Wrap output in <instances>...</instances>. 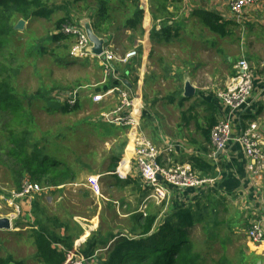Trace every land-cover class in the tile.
<instances>
[{
  "label": "crops",
  "instance_id": "obj_1",
  "mask_svg": "<svg viewBox=\"0 0 264 264\" xmlns=\"http://www.w3.org/2000/svg\"><path fill=\"white\" fill-rule=\"evenodd\" d=\"M104 2L110 6L111 22L118 23V37L132 34V47L138 56L129 64H115V68L118 77L127 82V87L141 103L139 117L144 134L163 149L160 163L164 166L170 160L189 163L199 176L214 179V183L196 189L173 188L162 210V218L211 195L215 224L204 231L208 235L214 232L216 239L213 242H217L222 252L220 259L224 264H264V240L252 242L247 236L254 222H260L264 228V172L260 176L252 174L248 167L249 158L238 142L231 141L224 151L216 152L210 135H206L219 121L229 120L233 135L242 134L250 123L255 122L264 138V0L248 7L240 22L233 16L227 0H93L83 8H75L73 18L79 19L75 23L80 25V21L87 19L95 22L98 9ZM207 14L219 18L218 23L224 26L222 34L213 32L204 24ZM132 21L135 26L130 29L126 24ZM108 36L111 41L116 37L114 33ZM236 54L238 57L234 56ZM242 56L250 63L253 89L250 104L236 114L221 103L217 93L235 75V65ZM96 64L101 70L98 86L102 87L97 95H102L103 99L99 103L91 100V103L100 104L104 110L102 104H117L115 95L117 97L118 92L114 88L119 84L113 78H106L103 68ZM186 80L194 86V96H184ZM55 89L66 93L65 101L69 103L74 96L80 103L84 98L82 92L72 96L73 89L62 91L59 86ZM145 124H150L151 128L146 130ZM116 128L127 134L129 143L126 142L125 148L128 152L130 146L133 148L129 135L132 130ZM126 154L123 153V160L127 169L132 168L136 165L133 151L129 161ZM193 158L201 159L207 168H196L191 162ZM127 169L121 177L131 176L132 169ZM137 173L140 177L138 170ZM54 195L64 199L54 189L36 197L44 198L42 204H46ZM33 201H19L22 214L13 221L21 220L17 223L20 226L15 227L16 224L14 230L3 232L37 229L32 213ZM151 203L152 208L157 207L154 201ZM231 248L237 249L230 257ZM33 256L37 259L36 253Z\"/></svg>",
  "mask_w": 264,
  "mask_h": 264
},
{
  "label": "rangeland",
  "instance_id": "obj_2",
  "mask_svg": "<svg viewBox=\"0 0 264 264\" xmlns=\"http://www.w3.org/2000/svg\"><path fill=\"white\" fill-rule=\"evenodd\" d=\"M42 1L48 10L54 11L51 18H33L25 21L24 29L22 31L16 30L15 40L8 45L15 55L20 56H18L20 61L15 65L19 66L15 77V87L23 100L29 117H31L30 124L13 125V117L10 113L6 114V120H12L11 128L31 132L32 144L39 142L38 149L47 147L46 153L49 152L50 156L60 158L66 166L77 172V181L61 185V190L55 186L33 182L43 187H51L48 190L54 188L59 195H63L64 199H59L54 195L52 200H48L47 205L42 204L44 199L42 197H38L36 200H39L41 207L46 210L47 220L45 223L49 225L50 230L59 234L63 232L62 234L66 235L64 237H68L67 240L72 238L73 245L81 249L92 233L99 231L98 233L106 237L108 230L114 233L118 232L119 229L127 232L132 226L129 215L134 213L138 206L139 210L145 213L151 204V200L146 201V196L140 203V188L134 183L125 188L112 186L119 180L111 177L107 172L110 158L114 153H127L125 158L129 161L132 147L130 146L127 152L125 146L126 142L129 143V139L125 131L112 126H109L111 129H108L106 128L108 125L102 120L101 114L112 111L111 109L117 104L101 103L104 106V110H101L100 104L91 103L93 97L99 93L97 91L102 88L98 86L101 79V70L96 64L98 61L96 59L72 61L75 58L70 57L68 52L73 42L71 40L54 41L51 39V36L58 30L57 23L60 19L69 18L78 22L77 17L73 18L75 8H83L91 4L93 0ZM78 15L81 13L79 12ZM116 27H118V23H114V27H112V33L116 37L111 38L112 41L109 42L113 45V50L119 54L133 50L132 34L123 35L122 38H119V34H116ZM129 35L130 37L127 38ZM41 47L44 48V51L41 50ZM62 54L65 55L64 59L59 57ZM67 56L69 65L65 66L63 64L68 62ZM234 56L238 57L237 54ZM5 63L8 65V58H6ZM53 83L70 86L69 90L73 89V92L70 93L72 96L82 92L84 98H82L81 104L84 106L77 112L69 114L50 113L47 102L40 99L39 95L45 96L47 99L56 95V98L61 102L66 100L64 97L66 93H59L58 89L54 88L49 92L53 85L48 86L47 84ZM43 88L44 91L42 92ZM115 99H117L116 95ZM67 102L69 103L68 100ZM77 102L80 103V101H76L74 106ZM0 124V153H6V146L3 149L2 146L8 139V131L2 126L1 119ZM150 128V124H145L146 130ZM9 145L12 146L11 142ZM32 149L34 147L28 149V153L31 155ZM10 161L9 155H0V196L5 195L6 198L12 191L18 190L14 181L19 175L11 170L8 164ZM14 161L15 157L12 156V169ZM131 169L130 179L140 181L141 178L137 173L136 165L134 164L132 168L128 167L127 170L130 171ZM118 174L122 176L123 171H118ZM125 179L120 177L122 182ZM25 180H30L29 175H25L23 181ZM13 211L5 199L0 200V216L11 215ZM20 221L14 220L13 226ZM24 229L21 228L19 233L0 231V240L4 246L0 254L2 256L12 254L22 264H41L33 256L36 249L31 237L32 229ZM64 229L66 233H64ZM192 235L198 250L203 253L205 260H207V264H212V260L224 264V261L220 259L222 252L218 248L217 242H212V247H209L208 234H205L201 226H197ZM236 249L231 248L229 250L230 257L233 256ZM103 251L104 248L97 250L94 254L95 259L103 257ZM94 260L89 261V264H95Z\"/></svg>",
  "mask_w": 264,
  "mask_h": 264
},
{
  "label": "trees",
  "instance_id": "obj_3",
  "mask_svg": "<svg viewBox=\"0 0 264 264\" xmlns=\"http://www.w3.org/2000/svg\"><path fill=\"white\" fill-rule=\"evenodd\" d=\"M53 12V10H48L42 0H0V119L2 126L8 131V139L2 146V149L6 146L7 152L0 153V155L6 154L11 157L8 164L11 170L19 175L14 181L16 188H18L17 191L20 190L25 175H29V179L32 181L55 187L76 182L78 179V174L73 168L66 166L60 158L50 156L49 152L46 153L47 147L38 149L39 142L32 144L31 132L11 128L12 120H6L7 113L12 115L13 125L15 126L29 125L31 119L15 87V77L19 69V66L15 65L20 61V56L15 55L8 47L11 41L15 40L14 25L20 19L25 21L33 18L50 19ZM207 15L204 24L213 32L222 34L224 26L218 23L219 18L213 14ZM112 17L109 4L104 2L98 9L96 21L92 22L97 35L104 34L107 36L101 37L109 38L108 35L112 33V27H114V22H111ZM68 22L74 23L69 18L60 19L57 23V29ZM126 25L128 28L133 29L135 22L132 21ZM161 26L163 28V25ZM115 29L117 30V27ZM160 31L166 32L165 30ZM51 39L54 41L70 40L68 36L63 34H54ZM41 50L44 51V48L41 47ZM59 57L64 59L65 55L62 54ZM6 58H8V65L5 63ZM67 61L63 65H69V59ZM47 85H53L49 92L57 86L61 87L59 90L62 91L71 88L61 83ZM38 97L47 102L50 113L69 114L77 112L84 106L79 102L75 106L67 101L61 102L55 97L51 99L40 95ZM106 125L108 124L106 123ZM109 126L111 125L106 128L111 129ZM210 130L206 133L207 136L211 134ZM9 142L12 146L9 145ZM33 147L35 150L32 149L31 155L28 153V149ZM12 156L15 157L13 169L11 165ZM122 156V153H114L110 158L107 172L111 177L119 180L112 186L125 188L133 183L139 185L141 193L139 201L141 203L148 196L149 191L144 187L142 179L140 182L128 177L124 182L120 181L121 176L117 172L124 171L127 167V163ZM191 162L196 168H207L199 158H193ZM36 198L33 201L32 213L36 218L35 225L37 229H32L31 237L36 248V257L41 264H67L74 258L73 253L83 258H91L100 248H104V255L98 258L99 261L95 259V264L208 263L203 253L198 250L192 233L197 226H201L203 230L207 228L209 230L211 225L215 224L213 197L211 195L197 199L192 205L180 207L175 212L166 214L163 218L161 213L164 205L152 208L151 203L145 213L141 212L138 206V209L129 215L132 226L127 232L119 229L118 232L114 233L108 230L106 237L98 233L99 231L92 233L79 251L74 247L72 238L67 240L68 237L65 238L66 235H63V232L59 234L50 230L49 225L45 223L47 220L46 210L41 207L39 200H36ZM19 226L17 224L15 227ZM64 233H66L65 229ZM209 234L211 233L209 232ZM208 239L210 242L215 241L214 232L208 235ZM209 247L212 246L209 245ZM3 249L4 246L0 240V252ZM0 264H22V262L17 261L12 254L6 256L0 254ZM212 264L222 263L212 260Z\"/></svg>",
  "mask_w": 264,
  "mask_h": 264
},
{
  "label": "built area",
  "instance_id": "obj_4",
  "mask_svg": "<svg viewBox=\"0 0 264 264\" xmlns=\"http://www.w3.org/2000/svg\"><path fill=\"white\" fill-rule=\"evenodd\" d=\"M230 10L237 22H240L245 10L256 4L259 0H227ZM58 34L68 36L73 41L69 55L75 59H96L103 68L106 78H113L118 81V86L114 89L118 92L117 106L110 112L101 114L105 123L116 127L131 129V139L133 141V154L136 167L140 172V177L144 187L149 194L147 200H152L157 206H166L173 188L176 189H196L205 184L214 183V179L199 176L189 163H179L170 160L166 166L159 161L163 152L161 147L156 146L143 132L139 111L141 103L135 93L127 87L124 80H121L115 68V64H129L133 58L138 56L136 50H129L119 54L113 50L111 44L105 45L101 55H94L90 48L92 43L83 27L78 23H64ZM235 75L230 77L226 86L222 88L217 97L221 103L236 114L250 104L253 89V74L250 63L245 56H242L235 65ZM102 95H95L93 101L101 102ZM76 103V96L70 100V104ZM211 143L216 152H222L231 141L238 142L249 158V170L255 176H260L264 172V138L259 132L257 123H250L240 135H233L232 123L229 120L219 121L211 130ZM171 151V148H167ZM118 173V172H117ZM159 176L161 178H159ZM51 187H43L31 180L22 182L19 191H12L8 198L0 196V200L5 199L9 207L13 208V213L8 215L12 221L22 214L19 201L27 199L33 201L37 195L48 191ZM60 188V187H59ZM54 189V188H53ZM13 216V217H12ZM247 236L252 242H262L264 240V228L260 222H254L247 231ZM79 251V249L75 246ZM74 258L67 264H89L96 256L83 258L73 253Z\"/></svg>",
  "mask_w": 264,
  "mask_h": 264
},
{
  "label": "water",
  "instance_id": "obj_5",
  "mask_svg": "<svg viewBox=\"0 0 264 264\" xmlns=\"http://www.w3.org/2000/svg\"><path fill=\"white\" fill-rule=\"evenodd\" d=\"M25 20L20 19L17 24L14 26L15 30L22 31L24 29ZM80 25L85 29L91 43L92 47L90 51L94 55H101L104 52L105 45H107L110 40L107 37H101L96 34L92 23L89 19L80 21ZM195 88L194 86L186 80L185 84V97H191L195 95ZM159 178H161L159 176ZM13 230V221L9 216H0V231H11ZM100 263V262H99Z\"/></svg>",
  "mask_w": 264,
  "mask_h": 264
},
{
  "label": "bare ground",
  "instance_id": "obj_6",
  "mask_svg": "<svg viewBox=\"0 0 264 264\" xmlns=\"http://www.w3.org/2000/svg\"><path fill=\"white\" fill-rule=\"evenodd\" d=\"M132 147V146H131ZM132 151H133V148H132Z\"/></svg>",
  "mask_w": 264,
  "mask_h": 264
},
{
  "label": "clouds",
  "instance_id": "obj_7",
  "mask_svg": "<svg viewBox=\"0 0 264 264\" xmlns=\"http://www.w3.org/2000/svg\"><path fill=\"white\" fill-rule=\"evenodd\" d=\"M126 84H127V82H126Z\"/></svg>",
  "mask_w": 264,
  "mask_h": 264
}]
</instances>
